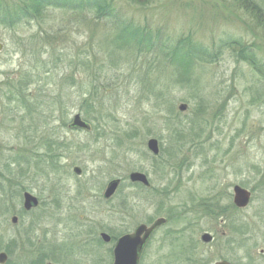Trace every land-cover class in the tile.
Masks as SVG:
<instances>
[{"label": "rangeland", "instance_id": "rangeland-1", "mask_svg": "<svg viewBox=\"0 0 264 264\" xmlns=\"http://www.w3.org/2000/svg\"><path fill=\"white\" fill-rule=\"evenodd\" d=\"M26 3L0 0V251L12 249L9 264L32 239L63 244L66 264H113L114 243L100 233L118 237L159 217L168 222L140 264H192L180 260L183 236L199 264H264V0H52L37 16L21 13ZM76 113L90 130L71 127ZM114 178L121 184L105 198ZM235 185L252 193L244 209ZM24 191L40 199L32 212Z\"/></svg>", "mask_w": 264, "mask_h": 264}, {"label": "water", "instance_id": "water-1", "mask_svg": "<svg viewBox=\"0 0 264 264\" xmlns=\"http://www.w3.org/2000/svg\"><path fill=\"white\" fill-rule=\"evenodd\" d=\"M181 109L186 108V104H182L180 106ZM71 127H78L86 130L91 129V124L84 120L80 113H76L73 121L71 123ZM148 149L154 154L158 155L160 152L159 141L156 138H150L147 143ZM75 172L80 174L81 168L75 167ZM129 178L132 182H139L144 184L145 186H150V180L148 176L140 171H133L130 173ZM121 184V178H115L108 182L106 189L104 191L105 198H111L117 191ZM234 203L236 206L244 208L249 205L252 197V193L250 190L240 186H234ZM38 198L32 195L29 192L24 193V203L23 206L25 209H31L38 205ZM16 217H14V221H16ZM166 219L164 217H160L156 219L150 226L146 224L139 225L136 230L132 233H127L122 235L116 241L114 247V260L113 264H140V259L142 256V252L146 245L147 240L149 239L151 233L160 225H162ZM104 240L109 241L110 236L107 233H102ZM202 239L204 242H210L212 240V235L209 233H204L202 235ZM7 259V254L5 252H0V263H4ZM215 264H233L228 260H220Z\"/></svg>", "mask_w": 264, "mask_h": 264}, {"label": "flooded vegetation", "instance_id": "flooded-vegetation-1", "mask_svg": "<svg viewBox=\"0 0 264 264\" xmlns=\"http://www.w3.org/2000/svg\"><path fill=\"white\" fill-rule=\"evenodd\" d=\"M136 184H140V183H136ZM150 187V186H149ZM148 187V188H149ZM26 191H24L23 192V197H24V193H25ZM38 198V197H37ZM234 199V198H233ZM38 200H39V202H38V205L36 206V207H34V208H31V209H25L24 208V206H23V209L25 210V212H32V211H34L35 209H37L38 208V206L40 205V199L38 198ZM234 201V200H233ZM23 203H24V201H23ZM235 204V203H234ZM236 206V205H235ZM238 209H244V208H241V207H238V206H236ZM218 208H214V211L215 210H217ZM14 217H16L17 219H16V221H14L13 219H14ZM165 219H166V221L162 224V225H160V226H158L152 233H151V235H150V237H149V239L147 240V242H146V245H145V247H144V250H143V252H142V256H143V254H144V252H145V250L147 249V247H148V245L150 244V242H151V240L153 239V237L155 236V234L163 227V226H165L166 224H167V222H168V218L167 217H165ZM156 220V219H155ZM154 220V221H155ZM20 221H21V219H19V217L17 216V215H13L12 217H11V222L14 224V225H18V223L20 224ZM154 221H152V222H150V223H145V222H140V223H138L134 228H133V230L131 229L130 231H128V232H126V233H123L122 235H125V234H127V233H132V232H134L135 230H136V228L139 226V225H141V224H146V225H148V226H150ZM182 232H184V230H181ZM102 233H107L109 236H110V240L109 241H106V240H104V238H103V236H102ZM204 233H209V234H211L212 235V240L210 241V242H204L203 241V239H202V235L204 234ZM182 234H184V233H182ZM122 235H120V236H118V237H115V236H112L111 234H109L108 232H105V231H102L101 233H100V237L102 238V240L104 241V242H108V243H114L113 244V249H112V253H113V251H114V247H115V244H116V241L118 240V238L119 237H121ZM181 238V237H180ZM186 238V236L184 237L183 236V238H181L180 240H182L181 242H180V244L182 243V245H180L181 247H183V250H181V254H182V256H181V258H180V260L182 261L183 260V262H186L185 261V259H186V254L190 257L189 259L192 261V264H199V263H201V262H197V261H199V259H198V254H195V253H192V254H188L186 251H188L189 250V245H188V242H186L185 244H184V242H185V239ZM201 240H202V242H204V243H206V244H208V243H212L214 240H215V235L213 234V233H211L210 231H204L202 234H201ZM187 241V240H186ZM28 242H30V244L28 245V253H27V251L25 250V252L26 253H24V254H22V255H19V257H18V260H17V263H15V264H54V260L56 259V258H59L60 259V264H66L65 263V260H64V258H65V249H63L62 247H63V244H59V243H55V244H53V243H51V242H49V245L48 246H46V247H43L42 245H41V242H43V243H46V242H44V240H40V239H32V240H29ZM35 242H37V243H35ZM38 243H40V244H38ZM60 243H62V242H60ZM35 247H34V246ZM183 245H185V247L183 246ZM18 246V249H20V243H19V245H17ZM31 246H33V248H31ZM12 249H8V250H1L0 252H5L6 254H7V259H6V261L4 262V263H0V264H9V262H10V256H11V253H13L12 251H11ZM69 250V249H68ZM30 252H32L33 254H30ZM53 252H55V254H57V255H52V253ZM62 253L64 254V256L62 255ZM142 256H141V258H142ZM201 257H202V255H201ZM72 258V257H71ZM203 258V257H202ZM26 259H28V261L26 260ZM54 259V260H53ZM204 259V258H203ZM113 260H114V253H113ZM221 260H227V259H221ZM140 261H141V259H140ZM217 261H220V260H217ZM217 261H215L213 264H215ZM229 261V260H228Z\"/></svg>", "mask_w": 264, "mask_h": 264}, {"label": "trees", "instance_id": "trees-1", "mask_svg": "<svg viewBox=\"0 0 264 264\" xmlns=\"http://www.w3.org/2000/svg\"><path fill=\"white\" fill-rule=\"evenodd\" d=\"M51 1L52 0H46V1H44V0H32V3H30V4L26 3V6L21 9V13L25 16H29V15L37 16V15L41 14L43 12V10L45 8H47V6H49L48 4H51ZM97 7H98L99 11L102 13H104L103 11L105 9H106L105 12L107 11V8H104L105 5H103V4L97 5ZM142 33H143L142 30H140V29L136 30L137 37H140ZM142 187L144 189H147L144 186H142ZM149 189H151V188H149Z\"/></svg>", "mask_w": 264, "mask_h": 264}]
</instances>
